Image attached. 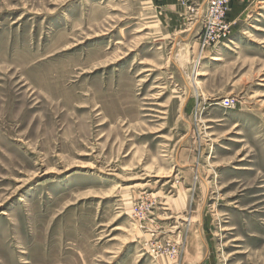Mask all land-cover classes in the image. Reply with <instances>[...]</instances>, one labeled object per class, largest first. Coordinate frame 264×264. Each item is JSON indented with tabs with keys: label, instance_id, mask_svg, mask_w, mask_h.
<instances>
[{
	"label": "rangeland",
	"instance_id": "rangeland-1",
	"mask_svg": "<svg viewBox=\"0 0 264 264\" xmlns=\"http://www.w3.org/2000/svg\"><path fill=\"white\" fill-rule=\"evenodd\" d=\"M179 4L0 0V264H264V0Z\"/></svg>",
	"mask_w": 264,
	"mask_h": 264
},
{
	"label": "built area",
	"instance_id": "built-area-1",
	"mask_svg": "<svg viewBox=\"0 0 264 264\" xmlns=\"http://www.w3.org/2000/svg\"><path fill=\"white\" fill-rule=\"evenodd\" d=\"M191 0H180L186 5ZM233 0H205L202 4L196 5L194 13L197 22L202 24L200 32L201 52L211 47L223 44L230 38L234 24L229 21V13ZM224 107H232V100H224Z\"/></svg>",
	"mask_w": 264,
	"mask_h": 264
},
{
	"label": "crops",
	"instance_id": "crops-1",
	"mask_svg": "<svg viewBox=\"0 0 264 264\" xmlns=\"http://www.w3.org/2000/svg\"><path fill=\"white\" fill-rule=\"evenodd\" d=\"M205 0H196L197 5L202 4ZM180 0H156V4H159L163 8H166L169 13L168 17H173L175 23L183 22L185 19V14L183 9L179 4ZM253 0H233L231 4V11L229 13V21L234 23L240 20L244 7L248 6ZM194 18V17H193ZM192 23V28L197 26V20H190Z\"/></svg>",
	"mask_w": 264,
	"mask_h": 264
}]
</instances>
